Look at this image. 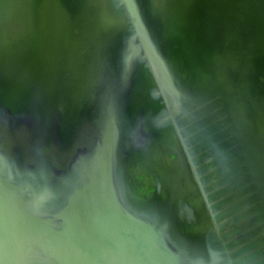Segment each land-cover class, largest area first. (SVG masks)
I'll use <instances>...</instances> for the list:
<instances>
[{
    "label": "water",
    "instance_id": "1",
    "mask_svg": "<svg viewBox=\"0 0 264 264\" xmlns=\"http://www.w3.org/2000/svg\"><path fill=\"white\" fill-rule=\"evenodd\" d=\"M70 1L80 27L101 6L105 17L116 9L118 29L79 42L68 32V54H51L36 85L35 39L54 25L50 2L0 0V264H264L263 172L230 132L220 87L233 84L244 138L256 143L264 131L261 0H227L225 8L211 0ZM181 43L193 61L178 53ZM228 57L230 70H208ZM52 86L64 90L50 97ZM195 88L198 99L182 104ZM206 162L215 165L212 185L202 176Z\"/></svg>",
    "mask_w": 264,
    "mask_h": 264
},
{
    "label": "rangeland",
    "instance_id": "2",
    "mask_svg": "<svg viewBox=\"0 0 264 264\" xmlns=\"http://www.w3.org/2000/svg\"><path fill=\"white\" fill-rule=\"evenodd\" d=\"M86 2L88 0H85ZM98 1V0H95ZM213 3H211L212 7H214V2L217 4V7L220 5V3H223L224 1L227 0H211ZM50 6H49V11L48 13L51 14V19L54 20V25L50 24L49 26L43 27L39 30V36L35 39V50H36V59L32 65L31 71H32V76H36V85L39 84L41 81L44 80V77L50 72V69L48 67V64L51 66L54 64L53 57L50 59L51 54L56 53L59 61H61L60 55H63V58L68 54V52H64L61 50V39H65L66 35L68 32L72 33V39L75 42H79V37L81 39L85 38L88 39L89 37H93L94 39L98 37H102L103 35V27H111L113 29H118L116 22L114 20L115 18H118L120 15L116 11V9L110 8L109 13L107 14V17H105V14H102V7L100 6L98 9H93V7H90L89 9L94 12V17L91 18V21L89 22L87 27H80V25L77 23L75 16L72 15V7H71V1L70 0H63V1H56V0H49ZM89 3V2H87ZM89 5H92V3H89ZM226 5L222 4L220 7L225 8ZM39 7V4H36V9ZM44 7H42V11ZM115 15V16H114ZM71 24V28L70 27ZM117 27V28H116ZM178 53L182 54L183 57H186L188 60L193 61V56L192 50L189 49V47L186 46L185 43L180 44V48L178 47ZM55 50V51H54ZM165 51V52H164ZM163 54H165V60L166 64L168 65L169 71L173 68V56L171 51L168 52L167 50L164 49ZM201 63V62H199ZM202 64V63H201ZM204 64V63H203ZM202 64V65H203ZM234 66L232 64V59L231 57H228L225 62L222 60H216L213 59L212 61L209 62V71L211 73H214V71H220V72H225L231 69V66ZM60 66V65H59ZM190 68V66H189ZM63 73H66V67L65 65L61 68ZM193 71H195V67H193ZM57 79V78H56ZM47 81H51V83L55 85V76L54 74L48 75L46 78ZM63 83V81L61 82ZM221 88L228 90V101L230 104L227 106V111L229 112L228 114V122L231 124V129L230 132L233 133L235 136V140L240 143V148L243 149L244 152V143L251 147V149H248L250 152L251 157L254 159V166L256 167L257 171L263 172L261 180L262 186H259L260 193L262 194V198L264 200V131H258L257 130L254 134V137L258 141L256 143L252 142H247L246 139L244 138V109L241 103L240 98L233 93L234 87L232 83H229L227 86V82L221 83ZM64 89L61 88L60 86H52L51 91L49 96L51 95L53 97L58 96L59 94L62 93ZM198 89H192L193 92L188 93L187 95L183 97L182 95L180 96V102L183 104L184 102L186 103H194L198 97L200 96ZM24 94H27L28 91L26 88L22 90ZM37 91L36 89L33 97V101L37 100ZM54 91V93H53ZM77 91V90H76ZM9 91L6 92V96L4 97L6 101H9L14 98V96H11ZM233 93V94H232ZM201 97H203L201 95ZM56 97L55 101H59V104L64 101V98H59ZM1 100V97H0ZM56 102V103H57ZM263 129V128H262ZM264 130V129H263ZM246 135V134H245ZM209 139H212V136H210ZM223 148V144L220 142L217 144V148ZM208 168L206 173L204 174L203 177H208L212 176V180L207 184V185H212L215 181V174H214V168L210 163L206 162L203 164ZM199 168H201L199 166ZM141 178L145 177V174H142L140 176ZM151 176H149L148 181L151 180ZM146 179V178H145ZM151 189V188H150ZM235 215H230L227 216V218H233ZM225 218L224 220H220L221 225H226L228 226V219Z\"/></svg>",
    "mask_w": 264,
    "mask_h": 264
},
{
    "label": "bare ground",
    "instance_id": "3",
    "mask_svg": "<svg viewBox=\"0 0 264 264\" xmlns=\"http://www.w3.org/2000/svg\"><path fill=\"white\" fill-rule=\"evenodd\" d=\"M261 2L263 4V6H264V0H261ZM207 9H208V12L211 10L210 7H207ZM166 166H167L168 169H170L169 167H171L170 163H168Z\"/></svg>",
    "mask_w": 264,
    "mask_h": 264
},
{
    "label": "flooded vegetation",
    "instance_id": "4",
    "mask_svg": "<svg viewBox=\"0 0 264 264\" xmlns=\"http://www.w3.org/2000/svg\"><path fill=\"white\" fill-rule=\"evenodd\" d=\"M213 166V168H215V165H212ZM203 175L202 176H204V174H205V171H204V173H202ZM207 177H204V179H206ZM217 179V178H216ZM215 179V180H216Z\"/></svg>",
    "mask_w": 264,
    "mask_h": 264
}]
</instances>
